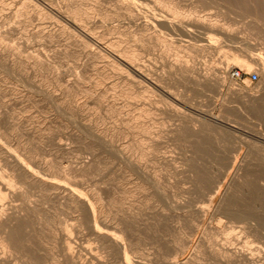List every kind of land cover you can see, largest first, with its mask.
Here are the masks:
<instances>
[{
    "label": "rangeland",
    "instance_id": "374dc122",
    "mask_svg": "<svg viewBox=\"0 0 264 264\" xmlns=\"http://www.w3.org/2000/svg\"><path fill=\"white\" fill-rule=\"evenodd\" d=\"M1 1L0 48L5 54L0 52V164L10 171L3 165L9 157L29 171L32 165L30 173L36 182L18 185L23 188L25 184L29 198L40 207L32 225L23 229L29 235L22 231L21 238L26 237L18 251L13 250L11 264H39L26 243L33 225L42 238L43 253L62 249L57 236L62 233L59 228L67 225L80 230H74V238L93 248L105 264H174L175 260H188L186 264L246 263L224 255L226 248L251 249L259 264H264V0H166L180 10L176 18L172 6L164 7L166 4L155 0H138L137 4L128 0H53L63 8L81 1L82 8L96 17L95 29L103 31L107 25L110 38H123L122 47L137 50V62L157 82L139 77L131 80L112 57L95 56L94 46L76 45L73 29L45 8L41 11L37 2ZM129 7L135 8L137 17ZM166 16L184 21L175 20L177 25L171 26L161 22ZM206 21L219 23L218 27L232 35L209 30L203 26ZM8 25H14L16 32L7 36L3 31ZM48 30H54V37ZM10 49H16V55ZM94 56L98 58L93 60ZM249 58L256 59L251 69L242 66ZM181 64L195 69L184 71V75L177 67ZM94 66L105 73L94 72ZM236 68L243 73L240 79L232 75ZM252 71L259 72L257 81H251ZM77 78L84 81L85 96L76 91L77 95L71 91L60 100L48 95L61 93ZM96 90L104 92L98 95ZM242 92L261 100L251 102L249 95L242 98ZM91 95H96L97 103ZM74 96L93 100L87 102L86 115L80 116L72 105ZM84 159L92 160L91 169L73 172V166ZM46 161L56 171L52 175L42 168ZM95 192L94 196H103L95 200L99 215L92 214L88 206L81 210L71 199L77 198L78 204V198ZM15 199V203L22 202ZM43 261L40 259V264Z\"/></svg>",
    "mask_w": 264,
    "mask_h": 264
},
{
    "label": "bare ground",
    "instance_id": "6f19581e",
    "mask_svg": "<svg viewBox=\"0 0 264 264\" xmlns=\"http://www.w3.org/2000/svg\"><path fill=\"white\" fill-rule=\"evenodd\" d=\"M8 1V0H7ZM12 1H14V0H12ZM25 3H28V1L26 0H23ZM34 2H35V4H36V2L38 3L37 5L39 6V5H41L40 7V10L42 11L44 8L46 9V11H48V12H50V14L52 13L53 15H55L58 19H60L63 23H64V26H69V27H71L72 29H73V33L75 34H73V36H74V40H75V43H76V45H79V46H85V47H87V46H94L93 48H94V50H92V52H94V55L96 54V55H100L99 57H101V56H110V57H112L113 58V60H114V62H115V60L116 61H118V68L120 69H123L124 71H125V73H128V75H127V77H131L130 79L131 80H136V77H139L140 78V80H141V78H145V79H147V80H149L150 82H157L156 81V79H155V77L151 74V73H149L148 71H146L145 69V71L143 70V68H142V66H140V64H139V61L137 62V60H136V52H137V50H136V52H135V50H133L132 48H131V50H129L128 48H124V46L122 47V45H121V40L123 39H121V40H119V39H116V38H114V37H112V38H110L111 36H109V35H107V25H106V29H104L103 31H101V30H96L95 29V27L94 26H97L96 25V22L97 21H95V18H93V16H94V14L91 12V11H87V10H84L82 7H83V3H80V2H78L76 5H72V7H71V5L69 6L68 4H67V6H66V8H63V6H60V7H57V5L55 6L54 4H55V2L53 3V0H33ZM66 1V0H65ZM102 1V0H101ZM130 1V3L131 2H133L132 4H137L139 1L138 0H128V2ZM138 1V2H137ZM146 1H148V0H146ZM156 2H158V4L159 3H162L163 5L164 4H166V6H164V7H169L168 5H170V6H172V8H174L173 6H175V5H171V4H169L166 0H155ZM166 1V2H165ZM0 2H2L1 0H0ZM4 2H5V0H4ZM3 2V3H4ZM15 2V1H14ZM23 2V3H24ZM75 2H77V1H75ZM74 2V3H75ZM121 2V1H120ZM151 2V1H150ZM174 2V1H173ZM2 3V4H3ZM9 3H11V2H9ZM9 3H6L7 5H9ZM13 3V2H12ZM21 3V2H20ZM22 3V4H23ZM24 3V4H25ZM29 3H31L30 5H33L32 4V2L29 0ZM57 3H58V1H57ZM102 3V2H101ZM141 3V2H140ZM154 3V2H153ZM1 4V3H0ZM23 4V5H24ZM66 4V3H65ZM174 4V3H173ZM178 4V3H177ZM4 5V4H3ZM7 5H4V6H7ZM28 5V4H27ZM30 5H28V6H30ZM59 5V4H58ZM143 5V4H142ZM149 5V4H148ZM155 5V4H154ZM1 6V5H0ZM4 6H2L3 7V9H5V8H7V7H5L4 8ZM35 6V5H34ZM94 6V5H93ZM144 6V5H143ZM157 6V5H156ZM159 6V5H158ZM157 6V7H158ZM178 7H180L179 5H177ZM237 6V5H236ZM23 7H26V4L23 6ZM22 7V8H23ZM31 7H33V6H31ZM30 7V8H31ZM36 7V9H37V6H35ZM65 7V6H64ZM74 7V8H73ZM133 7H134V5H133ZM154 7V6H153ZM156 7V8H157ZM1 8V7H0ZM21 8V9H22ZM29 8V7H28ZM28 8H27V11H28ZM128 8V7H127ZM130 8V7H129ZM162 8V7H161ZM171 8V10H173V13H174V16H175V18H176V15H178L179 13H181L180 12V10L179 9H176V8H174V9H172ZM234 8V7H233ZM13 9V8H12ZM12 9H10V11L12 10ZM34 9V8H33ZM32 9V10H33ZM45 9H44V11H45ZM89 9V8H88ZM96 9V8H95ZM94 9V11H98L97 9L95 10ZM135 9V8H134ZM132 7L129 9L130 10V12L133 14V16L135 15V12L133 11L134 10ZM19 10H20V8H19ZM24 10H25V8H24ZM90 10V9H89ZM138 10V9H137ZM159 10H160V7H159ZM162 10V9H161ZM29 11H31V9L29 10ZM37 11V10H36ZM36 11H35V13H36ZM71 11V12H70ZM163 11V10H162ZM170 11V10H169ZM2 12V11H1ZM5 12V11H4ZM24 11L22 10V13H23ZM32 12V11H31ZM138 12V11H137ZM136 12V13H137ZM165 12V11H164ZM167 12V11H166ZM226 12V11H225ZM25 13H27V12H25ZM29 14H30V12H28ZM27 13V14H28ZM33 13V12H32ZM31 13V14H32ZM38 13V12H37ZM39 13H40V11H39ZM43 13V12H42ZM41 13V14H42ZM171 13V12H170ZM173 13H171V14H173ZM184 13V12H183ZM18 14V13H17ZM44 14H46V12H44ZM43 14V15H44ZM50 14H48V16L50 15ZM51 14V15H52ZM139 14V13H138ZM7 15H8V13H7ZM7 15H6V17H7ZM39 15V14H38ZM37 15V16H38ZM159 15V14H158ZM179 15H181V14H179ZM187 15V14H186ZM243 15V14H242ZM55 16H53V17H55ZM132 16V17H133ZM136 16V15H135ZM134 16V17H135ZM139 16V15H138ZM162 16H163V14H162ZM165 16V15H164ZM0 17H2V16H0ZM11 17V16H10ZM39 17V16H38ZM133 17V18H134ZM137 17V16H136ZM177 17H180V16H177ZM188 17V16H187ZM40 18H42V17H40ZM101 18V17H100ZM99 18V19H100ZM161 18V17H160ZM198 18H200V17H198ZM196 19V20H199V19ZM17 19V18H16ZM46 19V18H45ZM53 19V18H52ZM202 19V18H201ZM206 19V18H205ZM6 20V19H5ZM12 20V19H11ZM40 20V19H39ZM101 20V19H100ZM104 20V19H103ZM105 20H107V19H105ZM133 20V19H132ZM159 20H161V19H159ZM180 21L181 23H182V21H184V20H177V19H174V17H173V19L172 18H170L169 16L167 17H165V19L164 18H162V21L161 22H164V23H166V24H168V25H171V26H176L175 25V23H176V21ZM254 20H256V19H254ZM59 21V20H58ZM188 21V20H187ZM186 21V22H187ZM190 22H191V20H189ZM193 22L195 21V20H192ZM258 21V20H257ZM186 22H184L183 24H185ZM190 22H187V23H190ZM202 22H205V20L204 21H201V23ZM207 22V21H206ZM214 22V21H213ZM29 23V22H28ZM60 23V22H59ZM104 23V25H105V22H103ZM103 23H102V25H103ZM196 23H198V21L196 22ZM195 23V24H196ZM215 23V22H214ZM214 23H211V22H207V23H203V26H205L206 28H208L209 30L211 29L212 31L213 30H216V31H221L222 30V32L223 33H225V34H227V35H232V33H230L229 31H226V30H228V29H226L225 27V29L223 28H221V27H218L217 25L219 24L218 22V24L216 25V24H214ZM255 23V22H254ZM257 23V22H256ZM9 24V23H8ZM41 24H43V21H41ZM49 24V23H48ZM47 24V25H48ZM107 24V23H106ZM161 24V23H160ZM178 24H180V23H178ZM190 24H192L193 25V23L191 22ZM194 24V25H195ZM199 24H200V20H199ZM54 25V24H53ZM59 25V24H58ZM63 25V24H62ZM162 25V24H161ZM264 25V24H263ZM50 26V25H49ZM179 26V25H178ZM177 26V27H178ZM188 26V25H187ZM197 26H198V24H197ZM14 27V25H12V27H9V25H8V28L6 27H4L5 29H4V31L3 32H5V33H7V36H8V34L10 33L11 34V32L13 33V31L16 29V27L15 28H13ZM48 27V26H47ZM52 27V26H51ZM55 27V26H54ZM58 27V26H57ZM165 27V26H164ZM183 27V26H182ZM193 27H195V26H192L191 27V29L193 28ZM204 27V28H205ZM259 27V26H258ZM59 28V27H58ZM190 28V27H189ZM260 28V27H259ZM262 28V27H261ZM46 29H49V28H46ZM50 29H52V28H50ZM56 29V28H55ZM54 29V30H55ZM180 29V28H179ZM190 29V30H191ZM194 29H196V27L194 28ZM203 29V28H202ZM44 30V29H43ZM53 30V31H54ZM57 30H59V29H57ZM57 30H55V32H57ZM61 30V29H60ZM69 30V29H68ZM201 30V29H200ZM53 31H49L48 30V33L47 34H52V37H54L53 36ZM71 31V30H70ZM180 31V30H179ZM186 31V30H185ZM194 31V30H193ZM199 31V30H198ZM202 31H204V30H202ZM202 31H200V32H202ZM231 31V30H230ZM16 31H14V33H15ZM45 31H43V33H44ZM52 32V33H51ZM54 32V33H55ZM232 32V31H231ZM46 33V32H45ZM215 33V32H214ZM3 34V33H2ZM37 34V33H36ZM60 34V33H59ZM59 34H57V35H59ZM45 35V34H44ZM63 35V34H62ZM61 35V36H62ZM224 35V34H223ZM43 36V35H42ZM46 36V35H45ZM2 37V36H1ZM46 38H48V36L46 37ZM50 38V37H49ZM48 38V39H49ZM124 42V41H123ZM2 44V43H1ZM71 44V43H70ZM123 44V43H122ZM6 45V44H5ZM9 46V45H8ZM22 46V45H21ZM128 46V45H127ZM127 46H125V47H127ZM5 47V46H4ZM2 48V47H1ZM0 48V49H1ZM8 48V47H7ZM6 48V49H7ZM130 48V47H129ZM136 48V47H135ZM3 49V48H2ZM0 50V52L1 53H4L5 54V50ZM13 49V48H12ZM19 49V48H18ZM71 49V48H70ZM78 49V48H77ZM81 49V48H80ZM88 49V48H87ZM11 50V49H10ZM8 51V52H11V51H13V53H14V50H16V49H14V50H11V51ZM85 51H86V49H84ZM89 50H90V47H89ZM139 50V49H138ZM20 51V50H19ZM24 51V50H23ZM17 51H15V53H16ZM22 52V51H21ZM21 52H19V53H21ZM89 52H91V51H89ZM0 53V54H1ZM12 53V52H11ZM12 53V54H13ZM13 54V56L14 55H16V54ZM18 53V55L19 56H21L20 54ZM86 53H87V51H86ZM3 54V55H4ZM10 54V53H9ZM11 54V55H12ZM90 54V53H89ZM92 55V54H91ZM90 55V56H91ZM95 55V56H96ZM138 55H140L139 54V52H138ZM234 55V54H233ZM6 56H8V55H6ZM10 56V55H9ZM8 56V57H9ZM19 56H18V58H19ZM94 56V58H93V60L95 59V58H98V57H95ZM249 56V55H248ZM36 57V56H35ZM140 57V56H139ZM239 56H237V58H238ZM11 58V60H12V58H14V57H10ZM16 58V57H15ZM21 58H22V56H21ZM20 58V59H21ZM106 58V57H105ZM236 57H235V59H237ZM257 58V57H256ZM23 59V58H22ZM21 59V60H22ZM100 59V58H99ZM239 59V58H238ZM246 59V58H245ZM244 59V60H245ZM16 60H17V58H16ZM24 60V59H23ZM37 60V59H36ZM103 60V59H102ZM256 59L255 58H249V60H246V62L244 61V65H242V66H244V67H246L247 66V69H251L252 68V66H253V63H254V61H255ZM258 60V59H257ZM260 60V59H259ZM43 61V60H42ZM83 61V60H82ZM188 61V60H187ZM239 61V60H238ZM13 62V61H12ZM18 62V61H17ZM47 62V61H46ZM95 62V61H94ZM97 62V61H96ZM177 62V61H176ZM31 63V62H30ZM43 63V62H42ZM103 63V62H102ZM115 63H117V62H115ZM9 64V63H8ZM20 64H21V62H20ZM27 64V63H26ZM106 64H107V62H106ZM246 64V65H245ZM42 65V64H41ZM100 65V64H99ZM99 65H97V66H99ZM181 65H183V66H181ZM180 66L179 65H177V67L183 72V74H184V71H191V70H194L195 68H191V67H188V66H184V64H181ZM185 65H187V64H185ZM189 65V64H188ZM46 66V65H45ZM47 66H49V65H47ZM96 66V67H97ZM105 65L103 64L102 65V68H106V66L104 67ZM145 66V65H144ZM192 66V65H191ZM24 67V66H23ZM50 67V66H49ZM95 67V66H94ZM95 67V68H96ZM86 68V67H85ZM99 68V67H98ZM176 68V67H175ZM177 68V69H178ZM230 68V66L228 67V68H226V72L228 71V70H230L229 69ZM47 69V68H46ZM88 69H90V68H88ZM100 69H101V67H100ZM107 69V68H106ZM105 69V70H106ZM120 69V70H121ZM95 70L96 71H99V72H102V73H105V72H103V70L102 71H100V70H97V68L96 69H94V72H95ZM173 70H175V69H173ZM40 71V70H39ZM178 71V73H180L179 72V70H177ZM196 71V70H195ZM208 71V70H207ZM211 71V70H210ZM53 72V71H52ZM120 72H122V71H120ZM198 72V71H197ZM197 72H196V74H197ZM211 72H213V71H211ZM225 72V71H224ZM38 73V72H37ZM96 73H98V72H96ZM192 73H194V72H192ZM200 73V72H199ZM209 73V72H208ZM219 73V72H218ZM223 73V72H222ZM43 74V73H42ZM63 74V73H62ZM173 74V73H172ZM171 74V75H172ZM195 74V73H194ZM193 74V75H194ZM195 74V75H196ZM210 74H212V73H210ZM221 74V73H220ZM36 75V74H35ZM96 75H98V74H96ZM104 75V74H103ZM103 75H100L101 77L103 76ZM106 75V74H105ZM180 75V74H179ZM182 75V74H181ZM185 75V74H184ZM187 75H189V74H187ZM192 75V74H191ZM204 74H202V76H203ZM226 75H227V73H226ZM27 76V75H26ZM120 76V75H119ZM126 76V75H125ZM198 76H200L199 74H198ZM205 76H209V75H207L206 73H205ZM60 77H62V76H60ZM77 77V76H76ZM80 77V76H79ZM134 77V78H133ZM185 77V76H184ZM189 77V76H188ZM201 77V76H200ZM123 78V77H122ZM139 78H137V79H139ZM190 78V77H189ZM196 78V77H195ZM203 78V77H202ZM201 78V79H202ZM224 78V77H223ZM124 79H126V78H124ZM124 79L123 80H121L122 82H124ZM130 79H128L129 81H130ZM191 79V78H190ZM193 79H194V77H193ZM205 79V78H204ZM211 79V78H210ZM214 79V78H213ZM46 80V79H45ZM72 80V79H71ZM82 80V79H81ZM81 80H80V78L78 79H76V81L74 82V83H70V84H68L67 85V87H65V89L61 92V93H55V95L54 94H52V92H50V94H48L49 96H51L52 98H54V99H64V97L67 95V94H69V93H71V91L74 93V95L77 93L78 95L79 94H81V93H83V88H84V86L82 85V82H81ZM196 80V79H195ZM199 80V79H198ZM198 80H196L197 82H198ZM209 80V79H208ZM53 81V80H52ZM83 81V80H82ZM117 81V80H116ZM195 81V82H196ZM210 81V80H209ZM208 81V82H209ZM36 82V81H35ZM38 82V81H37ZM36 82V83H37ZM66 82V81H65ZM84 82V81H83ZM99 82V81H98ZM126 82H128L127 81V79H126ZM125 82V83H126ZM131 82V81H130ZM200 82V81H199ZM205 82V81H204ZM119 83V82H118ZM129 83V82H128ZM134 83H136V82H134ZM236 83V82H235ZM120 84V83H119ZM200 84V83H199ZM202 84H204L203 83V81H202ZM49 85V84H48ZM93 85V84H92ZM92 85H91V88H92ZM90 86V85H89ZM94 86V85H93ZM138 86V85H137ZM97 87V86H96ZM234 87V86H233ZM15 88V87H14ZM49 88V87H48ZM88 89H89V87H87ZM87 88H85L86 90H88ZM90 88V92H91V89ZM95 88V87H94ZM105 88H106V86H105ZM104 88V89H105ZM124 88V87H123ZM236 88V87H235ZM99 89H101V88H99ZM103 89V90H104ZM133 89V88H132ZM135 89V88H134ZM237 89H239V88H237ZM240 89H242V88H240ZM98 90V89H97ZM97 90H96V92H97ZM102 90V91H103ZM234 90V89H233ZM44 91V90H43ZM54 91V90H53ZM75 91H76V93H75ZM102 91H100L101 93H102ZM105 91V90H104ZM103 91V92H104ZM106 91H107V88H106ZM169 91V90H168ZM240 91V90H239ZM242 91V90H241ZM31 92V91H30ZM36 92V91H35ZM88 92H89V90H88ZM108 92V91H107ZM106 92V93H107ZM133 92V91H132ZM142 92V91H141ZM235 92H237V91H235ZM72 93V94H73ZM95 94V92L94 91H92L91 92V94ZM98 93V95L99 94H101V93H99V91L97 92ZM96 93V94H97ZM243 93V92H242ZM246 93V92H245ZM249 93V92H248ZM71 94V95H72ZM76 94V95H77ZM84 94V93H83ZM103 94V93H102ZM105 94V93H104ZM134 94H135V91H134ZM131 95H133V94H131ZM136 95H137V93H136ZM135 95V96H136ZM241 95V94H240ZM243 95H245L244 97H243ZM246 95H249V98L248 99H250V101L252 102V101H255L256 99H259V98H256L255 96H253V95H251L250 96V94H242L241 96H242V98H246L247 99V97L248 96H246ZM82 96V95H81ZM80 96V98H82L83 96H85V94L81 97ZM91 96H93V100H94V96H96V95H91ZM102 96V95H101ZM104 96V95H103ZM134 96V95H133ZM175 96V95H174ZM1 97V96H0ZM76 96H74V98H75ZM87 97V96H86ZM90 97V96H89ZM89 97H87V98H89ZM15 98V97H14ZM67 98V97H66ZM71 98H73V97H71ZM73 98V99H74ZM79 97L77 98L76 97V99L75 100H73L72 101V99H71V101L72 102H74L73 104L72 103H70V105L72 104V105H74L76 108V111L80 114V116H82L83 114H85L86 113V106H87V102L89 101L87 98H86V100H82V99H80ZM91 98V97H90ZM96 98V97H95ZM98 99L97 100H99V96L97 97ZM101 98V97H100ZM105 98V97H104ZM178 98V97H177ZM91 99V101H89V103L91 102V104H92V102H93V100ZM44 100V99H43ZM46 100V99H45ZM66 100H68V99H66ZM261 100V99H260ZM260 100H256L257 102L259 101L260 102ZM263 100H264V98H263ZM70 101V100H69ZM105 101V100H104ZM246 101V100H245ZM34 102V101H33ZM39 102V101H38ZM57 102V101H56ZM94 102H96V99L94 100ZM88 103V104H89ZM97 103V102H96ZM44 104V103H43ZM53 104V103H52ZM64 104V103H63ZM103 104H105V103H103ZM142 106V105H141ZM149 106V105H148ZM102 107V106H101ZM38 108V107H37ZM55 108V107H54ZM70 108V107H69ZM104 108V107H103ZM109 108V107H108ZM116 108V107H115ZM146 108V107H145ZM144 108V109H145ZM102 109V108H101ZM105 109V108H104ZM149 109V108H148ZM147 109V110H148ZM58 110H59V108H58ZM143 110V109H142ZM65 111V110H64ZM139 112V111H138ZM143 112H144V110H143ZM119 113V112H118ZM6 114V113H5ZM13 114V113H12ZM140 114V113H139ZM86 115V114H85ZM29 116V115H28ZM60 116V115H59ZM63 116V115H62ZM135 116V115H134ZM137 116V118L139 117V116H141V115H136ZM91 117V116H90ZM93 117V116H92ZM218 117V116H217ZM54 118V117H53ZM57 118V117H56ZM135 118V117H134ZM216 118V117H215ZM219 118V117H218ZM3 119V118H2ZM67 119V118H66ZM0 120H1V118H0ZM82 120V119H81ZM132 120V119H131ZM206 120V119H205ZM214 120H217L218 121V119H214ZM91 121V120H90ZM137 121V120H136ZM139 121V120H138ZM53 122V121H52ZM134 122V121H133ZM150 122V121H149ZM4 123V122H3ZM55 123V122H54ZM137 123V122H136ZM197 123V122H196ZM31 124V123H30ZM39 124V123H38ZM57 124V123H56ZM58 124H59V122H58ZM217 124V123H216ZM94 125V124H93ZM128 125V124H127ZM141 125V124H140ZM6 126V125H5ZM41 126V125H40ZM61 126V125H60ZM142 126H143V124H142ZM145 126L147 127V124H145ZM9 127V126H8ZM12 127H14V126H12ZM11 127V128H12ZM51 127V126H50ZM2 128V127H1ZM6 129V128H5ZM27 129V128H26ZM130 129V128H129ZM3 130V129H2ZM8 130V129H7ZM90 130V129H89ZM134 130V129H133ZM14 131V130H13ZM36 131V130H35ZM42 131V130H41ZM44 131V130H43ZM46 131V130H45ZM73 131V130H72ZM5 132V131H4ZM3 132V133H4ZM28 132V131H27ZM32 133V132H31ZM49 133V132H48ZM55 133V132H54ZM57 133V132H56ZM10 134V133H9ZM75 134V133H74ZM89 134H90V132H89ZM94 134V133H93ZM141 134V133H140ZM25 135H26V133H25ZM45 135V134H44ZM61 135V134H60ZM100 135V134H99ZM131 135V134H130ZM3 136V135H2ZM7 136V135H6ZM11 136V135H10ZM19 136V135H18ZM37 136V135H36ZM57 136V135H56ZM136 136V135H135ZM14 137V136H13ZM16 137V136H15ZM20 137V136H19ZM77 137V136H76ZM102 137V136H101ZM152 137V136H151ZM153 138V137H152ZM5 139V138H4ZM13 139V138H12ZM16 139V138H15ZM14 139V140H15ZM18 139V138H17ZM79 139V138H78ZM104 139V138H103ZM33 140V139H32ZM37 140V139H36ZM99 140V139H98ZM8 141V140H7ZM23 141V140H22ZM38 141V140H37ZM41 141V140H40ZM53 141V140H52ZM56 141V140H55ZM9 142V141H8ZM17 142H19L18 140H17ZM47 142V141H46ZM51 142V141H50ZM59 142V141H58ZM81 142V141H80ZM89 142V141H88ZM92 142V141H91ZM11 143V142H10ZM43 143H45V142H43ZM61 143V142H60ZM85 143V142H84ZM83 143V144H84ZM8 144V143H7ZM21 144V143H20ZM35 144V143H34ZM106 144V143H105ZM44 145V144H43ZM96 145V144H95ZM99 145V144H98ZM1 146V145H0ZM11 146V145H10ZM21 146V145H20ZM27 146V145H26ZM60 147H62L63 149L64 148H67L65 145H59ZM146 146V145H145ZM28 147V146H27ZM51 147V146H50ZM5 148H6V146H5ZM5 148H3V150L5 149ZM41 148V147H40ZM61 148V149H62ZM148 148V147H147ZM158 148V147H157ZM8 149V148H7ZM20 149V148H19ZM29 149V148H28ZM89 149H92V148H89ZM98 149H99V146H98ZM106 149H107V147H106ZM109 149V148H108ZM136 149V148H135ZM23 150V149H22ZM26 150V149H25ZM25 150H23V151H25ZM68 150V149H67ZM156 150V149H155ZM0 151H1V149H0ZM7 151H9V150H7ZM29 151V150H28ZM43 151V150H42ZM152 151H153V149H152ZM3 152V151H2ZM20 152V151H19ZM51 152V151H50ZM95 152V151H94ZM103 152V151H102ZM107 152V151H106ZM26 153V152H25ZM105 153V152H104ZM146 153V152H145ZM7 154V153H6ZM3 155V154H2ZM10 155V154H9ZM12 155V154H11ZM18 155V154H17ZM24 155V154H23ZM146 155V154H145ZM25 157V156H24ZM29 157V156H28ZM34 157V156H33ZM2 158V157H1ZM3 158H4V156H3ZM2 158V159H3ZM8 158V159H7ZM26 158V157H25ZM38 158V157H37ZM35 159V158H34ZM41 159H42V157H41ZM90 159V158H89ZM89 159H84V161L81 163V165H78V166H73V172H77V171H79V172H85V171H87V170H89V169H91L90 168V166H91V161L89 160ZM4 160V159H3ZM9 160H11V159H9V157H5V163H3V165L5 164L7 167H10V171H8L9 170V168H8V170H6V169H4V168H2L1 167V164H0V233H2L3 234V238H2V243H1V245H0V264H11L12 263V260H13V250H15V249H17V251H18V247H20V245H21V241H23V238H25L24 236H23V238H21V233H22V231H23V229H26V227H28V225H29V223L31 224V220L33 221V218H36L35 217V214H36V210H38L39 208H38V203L37 202H35L34 200H31L30 198H29V193H28V191H27V189L26 188H24V185H23V188L21 187V185L19 186L18 185V183H26V184H28V183H34V182H36V179L35 178H33V175L31 174L32 172H31V167H32V165L30 164V171L28 170L29 168H27L26 169V167L25 168H22V167H19L18 166V164H16V162L15 161H9ZM14 160V159H13ZM33 160V159H32ZM40 160V159H39ZM43 160V159H42ZM1 161V160H0ZM30 161V160H29ZM50 161V160H49ZM52 161H54V160H52ZM13 162V163H12ZM15 162V163H14ZM51 162V161H50ZM48 163L47 161L42 165V168L45 170V174L47 173V174H50V175H52V173L54 172H56V171H53V168H52V165H50L51 163ZM95 162V161H94ZM20 164V163H19ZM29 164V163H28ZM57 164V163H56ZM59 164V163H58ZM2 165V166H3ZM21 165H22V163H21ZM27 165V164H26ZM25 166V165H24ZM29 167V166H28ZM37 167V166H36ZM72 167V166H71ZM39 169V168H38ZM42 169V170H43ZM55 169V168H54ZM68 169V168H67ZM43 170V171H44ZM71 170V169H70ZM68 171V170H67ZM31 172V173H30ZM72 172V173H73ZM36 173V172H35ZM60 173V172H59ZM62 173V172H61ZM78 173V172H77ZM65 174V173H64ZM34 175H37V174H34ZM77 175V174H76ZM69 177V176H68ZM43 178V177H42ZM72 179V178H71ZM67 181H69V179L67 180ZM78 182V181H77ZM76 182V183H77ZM46 184L48 183V182H45ZM54 182H50V187H54V184H53ZM71 183V181H69V184ZM71 184H73V183H71ZM81 184V183H80ZM32 185V184H31ZM34 185V184H33ZM42 185V184H41ZM48 185H49V183H48ZM77 185V184H76ZM82 185V184H81ZM29 186H30V184H29ZM26 187H27V185H26ZM44 188V187H43ZM29 189V188H28ZM35 189V188H34ZM40 189H41V187H40ZM44 191V190H43ZM32 193V192H31ZM49 193V192H48ZM47 193V194H48ZM78 193V192H77ZM90 193V192H89ZM40 194V193H39ZM96 194V192L94 193V194H88V195H83L84 197H80V198H78V204H77V198L75 199L74 197H71V199H72V201H75L76 200V206H78L81 210H83L84 208H86L87 206L91 209V211H92V214L93 213H95V214H97L98 213V215H99V213H100V208L95 204V200H97L98 201V198L96 197V196H100L98 193V195H96V196H94ZM126 194V193H125ZM78 195V194H77ZM50 196H51V194H50ZM102 196V195H101ZM100 196V197H101ZM69 197V198H70ZM76 197V196H75ZM103 197V196H102ZM129 197V196H128ZM20 199L21 198V200H22V202L20 203V204H18L17 202L15 203L14 202V199ZM120 198H121V196H120ZM15 199V200H16ZM41 199V198H40ZM45 199V198H44ZM43 199V200H44ZM68 200V199H67ZM121 200V199H120ZM119 200V201H120ZM122 202H123V200H121ZM120 201V202H121ZM102 202V201H101ZM113 202H114V200H113ZM75 203V202H74ZM114 204H116V203H114ZM125 204V203H124ZM44 205V204H43ZM72 206V205H71ZM77 207V208H78ZM76 209V208H75ZM77 211H78V209H76ZM87 210V209H86ZM84 211V210H83ZM103 211V210H102ZM82 212V211H81ZM86 212H84V214H85ZM42 215V214H41ZM83 215V214H82ZM45 216V215H44ZM84 217H85V215H83ZM96 216V215H95ZM41 217V216H40ZM39 217V218H40ZM54 217V216H53ZM81 217V216H80ZM46 218V217H45ZM42 219V218H41ZM40 219V220H41ZM46 219H48V218H46ZM98 219H99V216H98ZM39 220V219H38ZM49 220V219H48ZM81 220V219H80ZM83 220V219H82ZM42 221V220H41ZM36 222V221H35ZM46 222V221H45ZM54 222H52V224H53ZM82 223V222H81ZM84 223V222H83ZM35 224V223H34ZM42 224H43V221H42ZM47 224H49V223H47ZM55 224V223H54ZM79 224V223H78ZM32 225V224H31ZM83 225V224H82ZM47 226H49V225H47ZM62 226V225H61ZM40 227H42V225L40 226ZM55 227V226H54ZM58 227V226H57ZM30 228H32V226L30 227ZM38 228H39V226H38ZM43 228V227H42ZM45 228V227H44ZM52 228V227H51ZM60 229H62V233L60 234V235H58L57 236V242H59V243H61V250H62V252H60V251H55L54 249L53 250H49L48 252L46 251V252H44L43 253V251H41V250H43V249H45L41 244H43V243H41V239L42 238H40V235H39V231H37L38 229H37V226L36 225H33V230H29L30 232V236H28V242H26L25 240H27V239H24V241L28 244V246H30V249L32 250V252H33V255H32V253L30 254V255H32L34 258H35V260L40 264V259H41V262H42V260H44L43 261V263L44 264H59L60 262L62 263V264H105V261L103 260V258L97 253V252H95V251H93V248H90V247H88L87 245H82V242L81 243H79L78 241H77V237L76 238H74V230H77V232L79 233V229L77 228V229H75V227L72 229V228H70V227H68L67 225L64 227V229H63V227L62 228H59V230ZM42 230V229H41ZM50 230V229H49ZM53 230H55V229H53ZM52 229H51V231H53ZM58 230V231H59ZM28 231V230H27ZM56 231V230H55ZM57 231V232H58ZM48 232H50V231H48ZM60 232H61V230H60ZM23 233H25L24 231H23ZM28 233V232H27ZM43 233H44V230H43ZM46 233V232H45ZM52 233H54L53 235H56L55 234V232H52ZM1 234V235H2ZM26 234V233H25ZM42 234V233H41ZM47 234V233H46ZM51 234V233H50ZM81 234V233H80ZM102 234V233H101ZM122 234V233H121ZM23 235V234H22ZM26 235H29V234H26ZM103 235V234H102ZM48 236V235H47ZM50 236V235H49ZM77 236H79V235H77ZM81 236V235H80ZM44 237V236H43ZM103 237H104V235H103ZM45 238V237H44ZM56 237L54 236V239H55ZM79 238V237H78ZM107 238H109V236H107ZM114 238V237H113ZM75 239H76V241H75ZM105 239V238H104ZM100 240H101V238H100ZM108 240V239H107ZM53 241V240H52ZM73 241L74 242H78V245L76 244H73ZM111 241V240H110ZM48 242V241H47ZM51 242V241H50ZM55 243H56V239H55V241H54ZM104 242V241H103ZM26 243H24V245L26 244ZM59 243H56V245L57 244H59ZM23 244V243H22ZM105 244V243H104ZM109 244V243H108ZM112 244V243H111ZM22 247V246H21ZM24 247V246H23ZM43 247V248H42ZM49 247V246H48ZM56 247V246H55ZM225 247V246H224ZM223 247V248H224ZM231 247V246H230ZM25 248H27V245L25 246ZM42 248V249H41ZM47 248V247H46ZM226 248V247H225ZM20 249V248H19ZM29 249V252L31 251ZM56 249H57V247H56ZM109 249V248H108ZM112 249V248H111ZM238 248H236V250H235V248H233V249H231V248H226L223 252H224V255L225 254H230L229 256H231V255H233L235 258H237L238 260H241V261H243V262H241L240 261V263H244V261L246 262V263H248V264H259V262H258V260H259V257L256 255V252H254V251H252L251 249H247L246 248V250H244V249H238ZM25 250V249H24ZM27 250V249H26ZM28 251V250H27ZM16 253V252H15ZM28 254V253H27ZM29 255V254H28ZM59 255L61 256V257H59ZM17 256V255H16ZM31 257V256H30ZM32 257V258H33ZM29 258V257H28ZM234 258V259H235ZM31 259V258H30ZM237 259H236V261H237ZM33 260V259H32ZM34 261V260H33ZM186 261H188V260H186ZM186 261H184V262H186ZM183 261L182 262H179V261H174V264H186V263H184ZM27 263V262H26ZM32 263V262H31ZM60 263V264H61ZM245 263V264H246ZM30 264V263H29ZM42 264V263H41Z\"/></svg>",
    "mask_w": 264,
    "mask_h": 264
},
{
    "label": "built area",
    "instance_id": "2783aa9c",
    "mask_svg": "<svg viewBox=\"0 0 264 264\" xmlns=\"http://www.w3.org/2000/svg\"><path fill=\"white\" fill-rule=\"evenodd\" d=\"M232 75L239 79L243 77L242 71L237 68L232 70ZM250 79L251 81H257L259 79V72L257 71L250 72Z\"/></svg>",
    "mask_w": 264,
    "mask_h": 264
}]
</instances>
